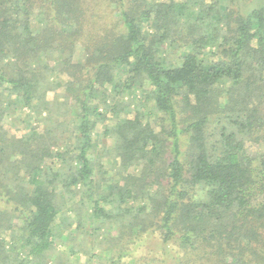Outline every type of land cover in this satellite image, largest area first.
Returning a JSON list of instances; mask_svg holds the SVG:
<instances>
[{
	"label": "trees",
	"instance_id": "trees-1",
	"mask_svg": "<svg viewBox=\"0 0 264 264\" xmlns=\"http://www.w3.org/2000/svg\"><path fill=\"white\" fill-rule=\"evenodd\" d=\"M114 1L124 31L93 43L84 76L71 56L90 0H0V264L52 247L64 192L80 194L72 210L116 227L117 257L152 228L185 252L178 264H264V149L246 147L264 143V3L237 13L226 0ZM57 73L73 78L67 92L55 91ZM24 108L45 124L10 133L4 117ZM108 113L119 167L103 185L93 131Z\"/></svg>",
	"mask_w": 264,
	"mask_h": 264
},
{
	"label": "rangeland",
	"instance_id": "rangeland-1",
	"mask_svg": "<svg viewBox=\"0 0 264 264\" xmlns=\"http://www.w3.org/2000/svg\"><path fill=\"white\" fill-rule=\"evenodd\" d=\"M125 1L128 6V3H133L134 0ZM209 1L210 0H206L207 3ZM226 1L229 7L237 13H243L245 10L256 7L259 3H264V0ZM90 2L91 5H93L91 7H93L95 16L90 19L88 24L85 25L81 37L87 39L85 35L90 32L91 39L86 41L83 38L80 39V42L75 44L74 52L71 56L72 63H81L85 65L83 70L84 76L88 74L87 69H91L92 65L97 61L96 59H93V56L97 55V52L93 49V43L97 41L103 44V42L112 40L116 34L118 35V33L124 31L121 19L119 18L120 8L114 0H90ZM178 29H182L184 35L189 34L188 29L184 27L178 26ZM194 35L197 36L199 34H197L196 31ZM180 44L174 51L167 50L165 48V54L163 55L167 57L175 56V59L176 56L179 55V53H181L186 47L184 44V46ZM85 45L89 46L90 51L86 50ZM89 59L91 60L90 63L88 62ZM44 61L45 59L42 62ZM50 61L52 64L55 63L54 60ZM58 75L59 83H57V89L55 91L67 92L69 90L68 84L63 82L66 80L69 81V79L73 80V78L68 74L62 76L60 73H57L54 77H57ZM64 78H66L65 81ZM125 79L126 74H123L121 80ZM106 87H108V91L111 90L109 84H106ZM143 87L148 88V83L145 82ZM55 91L49 93L48 98H52ZM135 94V98L140 99L141 101L144 100L145 96H147L146 92H142L141 89L138 88H136ZM228 99V95L221 98V106L229 104L227 101ZM103 100L104 95L97 94L91 98V103H97L101 107L100 110H102L104 109L103 105L105 102ZM73 102L74 100L72 98L68 99L69 104H73ZM146 110L147 109H145V111ZM22 111H24V113ZM262 111H264V107ZM26 113H30L31 115L27 117ZM45 115V112L41 114V116ZM37 117H40V115L37 116L30 111V109L24 108L22 110H17L12 115L5 116L3 122L10 133L20 135L24 131L23 127L32 124L34 126L38 125V129H40L43 124H45L44 121L36 120ZM62 119L67 122L69 117ZM115 120V116L108 113L105 116V120L98 122L93 131L95 144L93 149V158L97 160V168L101 167V170L105 171V178H100L97 174H95V177L96 180H100L103 185H108L111 182L109 177H112L114 180L118 179V173L116 172L119 167L118 159H113L112 155L114 152L110 153V150L114 145V140L111 136L105 134V129L107 127H112ZM246 147L247 152L250 155H255L264 149V143L261 141L251 140L247 142ZM79 195L77 194L74 198H72L73 200L68 199L70 196H68L65 192L57 197V206L59 211L53 227V245L45 252L44 255L39 258H34V260H36L35 263L31 260L32 262L28 261L26 264H178L180 259H186L185 252H182L177 244L173 242H164L159 234V231L153 230L152 228L139 237L135 244L124 247L125 250L131 249V254H125L117 257L119 254V244H117V242L115 243L114 238L117 235L116 227L112 226L108 222H104L102 224L98 223V221L91 218L90 210L84 209L81 210V212L72 210L71 204L77 200ZM79 220L81 223L77 224L76 221ZM14 221V227L16 223L20 224L19 220ZM4 241L5 244L9 246V249H12L11 247L14 245V236L12 234H5ZM189 264H194V262L191 261Z\"/></svg>",
	"mask_w": 264,
	"mask_h": 264
}]
</instances>
